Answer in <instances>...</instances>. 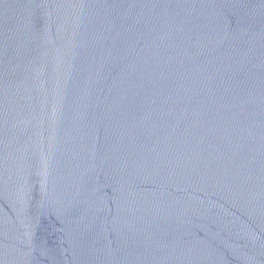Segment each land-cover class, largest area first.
Segmentation results:
<instances>
[{"label": "water", "instance_id": "1", "mask_svg": "<svg viewBox=\"0 0 264 264\" xmlns=\"http://www.w3.org/2000/svg\"><path fill=\"white\" fill-rule=\"evenodd\" d=\"M0 264H264V0H0Z\"/></svg>", "mask_w": 264, "mask_h": 264}]
</instances>
